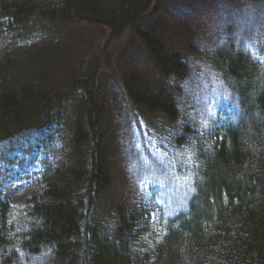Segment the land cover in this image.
<instances>
[{"label": "trees", "instance_id": "16d2710c", "mask_svg": "<svg viewBox=\"0 0 264 264\" xmlns=\"http://www.w3.org/2000/svg\"><path fill=\"white\" fill-rule=\"evenodd\" d=\"M161 1L0 0V178L19 149L40 162L37 197L16 207L0 192V264H264V0L199 1L213 16L197 41L189 20L156 15L190 4L195 20L197 0ZM219 11L246 18L220 29ZM184 105H219L220 139L188 140ZM144 122L182 125L167 177ZM118 138L133 170L113 161ZM134 192L157 229L138 225Z\"/></svg>", "mask_w": 264, "mask_h": 264}, {"label": "rangeland", "instance_id": "374dc122", "mask_svg": "<svg viewBox=\"0 0 264 264\" xmlns=\"http://www.w3.org/2000/svg\"><path fill=\"white\" fill-rule=\"evenodd\" d=\"M59 1V0H58ZM183 0H178V2H182ZM199 1L201 2H212V0H197L196 4H195V8H194V12L195 14H198L195 18V20H192L191 18L194 16H191V14H186L188 12V10H190L191 8H193V6L190 4L188 5H183V4H176L173 7V10L171 11V13H173L174 16L170 17L171 15L167 14V12H165V10L163 9V7L159 6L158 10L159 12L156 13V15H160L161 13H163L165 16L167 17H163L165 20H167V18L172 22V23H177L179 21H181V19H183L184 21L189 20L192 23V26L195 30L196 36L193 37V39L195 41H197L198 39H200V37L198 35H200L201 30H205V28H207V23L206 21L211 18L213 15H208L206 13H204V9H206L204 6L202 5H198ZM216 1L218 0H213V4L215 3L218 4ZM221 3L223 2V0H220ZM244 2V1H243ZM163 3V0L161 1V4ZM220 3V4H221ZM185 4V3H184ZM217 5V7H221L223 5ZM166 6V4H165ZM226 6V4H225ZM204 8V9H203ZM188 15V16H185ZM215 16L216 18L214 20H216L217 26L220 27L222 20H224L225 18H230L231 20H237V18L241 19V18H246V13H241L239 15H237L236 13H227V15H224V13L222 14L220 11L218 13H216ZM260 16V14H258ZM188 17V18H186ZM264 18V16H263ZM180 19V20H179ZM175 20V21H172ZM223 26L226 24V22L222 23ZM177 25V24H176ZM222 26V27H223ZM251 27V25H250ZM221 29V27H220ZM242 30V29H241ZM106 29H99V35L100 38H106ZM216 35V32H215ZM230 39H238V34L237 32H234L232 37ZM62 40V39H59ZM64 40V39H63ZM120 44H123V41L119 42ZM116 46V44H115ZM120 49V47H118V50ZM256 51L260 52L261 54H263V50L261 47H256ZM113 53V50H109V52L107 53L108 57ZM136 61H141V59L139 57L136 58ZM144 65H148V62H145L144 60H142ZM141 63V62H140ZM167 89L168 90H174L173 86L169 83L166 84ZM117 90V89H116ZM122 91V90H121ZM123 92V91H122ZM174 95V93H173ZM184 96V94H183ZM195 97V90H185V98H191L193 99ZM185 106V105H184ZM220 106L217 105L215 107L212 108L211 112H209V114H204V110L201 111H194L192 113H190V109L191 107L189 106H185L183 108V115H186L185 120L183 119L182 121V125L185 124H190V122L194 123L193 125L191 124L190 126V130L187 132V139H192V138H196L197 136L202 137L203 140L205 141H209V140H213V141H218L220 139V136L215 134L219 132L220 127L223 124V117H221L219 114H215L214 112H218V110ZM109 109L112 110L111 107V102L109 103ZM110 112V111H109ZM201 118V120H199ZM116 120L119 121V119L117 117L114 118V115H112L111 117V121H110V125H109V129H113V124H115ZM199 121V123L195 122V121ZM181 126L178 125H168L170 127H168V131L165 132H157L154 134L155 129L150 126L148 123H145V129H146V133L147 136L146 138H148L149 141V146L155 151L158 152L160 155V159L162 160V164L160 166V172L162 175L164 176H168L167 175V171L166 168L168 167V164L165 163L166 159H167V154L168 151L170 149L173 148H181V144H177L176 142H168V140H170V136H176L178 134V132L182 133L181 130ZM167 126V125H166ZM121 140L118 138V141L116 140L115 144H116V151L118 155H115V158L113 157V161L119 163L121 161V167L119 168V170H123L124 167H128L129 170H133L135 168V164L137 163L136 158L133 157H129L126 159H123L121 157L120 154V144H121ZM165 145V146H164ZM115 151V150H114ZM17 154L19 155V158L21 159V166L16 164V163H10L7 164L5 166V171L6 174L4 175V177L1 179L0 178V182H2L0 184V191H2V200L6 201L8 203H10L12 206H16V207H21L26 205L31 199L35 198L38 196L39 194V174H38V169L40 167V162L37 160V150L34 149L29 155H27L26 157L23 158L22 156V151L19 150L17 152ZM186 156V155H185ZM184 156V157H185ZM181 157V155H180ZM182 159V158H180ZM116 165V163L114 164ZM126 170V172H128L129 170ZM173 173V171H168ZM123 181V180H122ZM154 189L158 190V186H156L155 184H153ZM123 193L122 191L114 193V195L116 196V200L119 199L120 200V196L119 194ZM132 196V195H131ZM147 198L144 197V195L139 196L136 192L133 193V201L131 202V205L133 204L135 206L136 209H138L139 207H141L142 211L139 213V222L138 225L140 223L141 226H145L148 223V215L151 216L150 220V228H156L158 227V225L156 224L157 221V210H149L148 212H146L143 208V206H141L140 201H145ZM147 203V201H145ZM157 202V201H154ZM144 203V202H143ZM145 204V203H144ZM158 206V205H157ZM159 207V206H158ZM146 242V240L144 241ZM134 248L135 249H139L141 247V245L138 242H134ZM40 258V257H39ZM17 264H42V260L41 259H37V260H31L30 263H27L23 260V258H20L19 262Z\"/></svg>", "mask_w": 264, "mask_h": 264}, {"label": "bare ground", "instance_id": "6f19581e", "mask_svg": "<svg viewBox=\"0 0 264 264\" xmlns=\"http://www.w3.org/2000/svg\"><path fill=\"white\" fill-rule=\"evenodd\" d=\"M263 50V49H262ZM256 51V50H255ZM263 52H264V50H263ZM256 53H260V52H257L256 51ZM261 54V53H260ZM264 54V53H263ZM145 123H147V122H144L143 123V126H144V130L145 131H141V132H144V134H145V136H147V133H146V129H145ZM149 124V123H148ZM150 125V124H149ZM151 126V125H150ZM137 129V128H136ZM156 132H154V134L155 133H157V132H159V131H157V130H155ZM217 135H219L218 133H216ZM178 139L177 138H170V141L168 140V142H176L177 144H180L179 143V141H177ZM147 143H149V141H148V138H147ZM149 145V144H148ZM182 145L183 146H185L186 144L185 143H183V144H181V148H173V149H170L169 151H168V154H167V159H166V162L165 163H171L176 157H177V155L178 154H180V153H185V151L182 149ZM165 146V145H164ZM149 148L152 150V151H154L150 146H149ZM34 149H36L37 150V155H38V148L36 147V146H34V148L32 149V151L34 150ZM20 150V149H19ZM18 150V151H19ZM31 151V152H32ZM30 152V153H31ZM155 152V151H154ZM29 153V154H30ZM157 154H158V156H159V158H160V155H159V153L158 152H156ZM173 153H174V155H173ZM28 154V155H29ZM21 166V165H20ZM159 185V184H158ZM157 186V185H156ZM154 189V188H153ZM158 190H159V186H158ZM158 190H155L154 189V191H158ZM1 192V197H2V191H0ZM142 194H144V193H142ZM161 197H159V199H160ZM140 204H141V201H140ZM156 224H157V221H156ZM158 225V224H157ZM158 227H156L155 229H157ZM146 240V237L145 236H141L140 238H139V240L137 241L140 245L144 242Z\"/></svg>", "mask_w": 264, "mask_h": 264}]
</instances>
